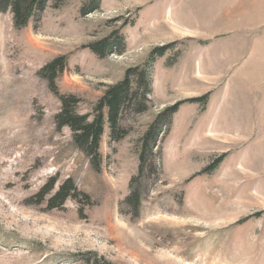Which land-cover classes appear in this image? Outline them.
I'll return each mask as SVG.
<instances>
[{
    "label": "rangeland",
    "instance_id": "obj_1",
    "mask_svg": "<svg viewBox=\"0 0 264 264\" xmlns=\"http://www.w3.org/2000/svg\"><path fill=\"white\" fill-rule=\"evenodd\" d=\"M58 57L55 85L89 120L127 70L148 73L146 108L119 116L117 139L103 108L95 160L57 126L41 70ZM68 178L87 198L50 209ZM105 261L264 264V0H49L24 27L0 11V264Z\"/></svg>",
    "mask_w": 264,
    "mask_h": 264
},
{
    "label": "trees",
    "instance_id": "obj_2",
    "mask_svg": "<svg viewBox=\"0 0 264 264\" xmlns=\"http://www.w3.org/2000/svg\"><path fill=\"white\" fill-rule=\"evenodd\" d=\"M49 0H0V11L10 10L12 20L15 27H24L28 24L30 18L36 13L41 12ZM114 43L105 39L98 42L92 48L95 53L102 56L111 49ZM169 45L162 46L158 49L159 54L168 48ZM157 51V52H158ZM63 57H58L47 63L41 70L49 81L51 90L58 96L61 104L59 112L55 119L57 126H66L72 131L73 140L76 146L82 149L86 154L90 155L93 160L99 158L98 146L103 134L104 128V114L103 108H107V122L110 128V136L117 139L121 130L118 127L119 116L124 111L140 112L146 108V100L149 86V76L144 69L136 74L134 69L127 70L124 78L107 88L104 95L101 97L97 106L95 107V114L89 120L87 115L78 114L75 112V105L78 99L73 95L60 94L56 85L55 77L57 73L63 68ZM137 75V88L133 91L131 85V76ZM206 98V95L190 99V101L199 102ZM181 102L175 103L168 109L172 113L177 110ZM154 124L150 125L149 129L143 136L142 149L139 154L140 168L146 163V155H153L152 145L155 143L157 133H154ZM121 136V134H120ZM223 158V155L211 163L207 169L215 167ZM55 178H51L39 191L38 196L42 199L45 195L50 194L55 186ZM82 194L87 198V195L80 193L74 185L72 179L64 180L52 193L48 199L50 209L61 207L68 198L76 197ZM130 202H134L138 206V194L133 191L128 197ZM103 264H111L105 261Z\"/></svg>",
    "mask_w": 264,
    "mask_h": 264
}]
</instances>
